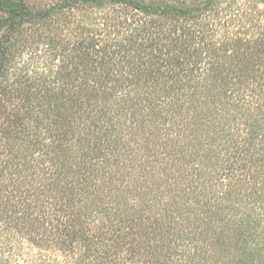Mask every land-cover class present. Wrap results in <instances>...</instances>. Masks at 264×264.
Instances as JSON below:
<instances>
[{
	"label": "trees",
	"instance_id": "obj_1",
	"mask_svg": "<svg viewBox=\"0 0 264 264\" xmlns=\"http://www.w3.org/2000/svg\"><path fill=\"white\" fill-rule=\"evenodd\" d=\"M223 1L0 0V264H264V0Z\"/></svg>",
	"mask_w": 264,
	"mask_h": 264
},
{
	"label": "rangeland",
	"instance_id": "obj_2",
	"mask_svg": "<svg viewBox=\"0 0 264 264\" xmlns=\"http://www.w3.org/2000/svg\"><path fill=\"white\" fill-rule=\"evenodd\" d=\"M257 3V0H224L222 2V7H230V9L234 10L235 13L240 12L241 10H243L242 12L245 11H254L253 5L255 6ZM228 11V10H226ZM223 19V17H221ZM241 18H245V16L241 15ZM227 19V17H226ZM248 31V33H252L255 32V34L257 33L255 28H249L246 30V32Z\"/></svg>",
	"mask_w": 264,
	"mask_h": 264
}]
</instances>
